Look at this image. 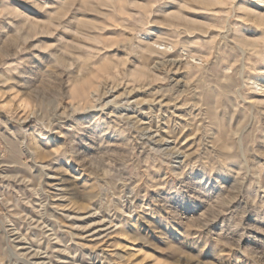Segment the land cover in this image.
I'll list each match as a JSON object with an SVG mask.
<instances>
[{"label": "rangeland", "instance_id": "rangeland-1", "mask_svg": "<svg viewBox=\"0 0 264 264\" xmlns=\"http://www.w3.org/2000/svg\"><path fill=\"white\" fill-rule=\"evenodd\" d=\"M0 264H264V0H0Z\"/></svg>", "mask_w": 264, "mask_h": 264}]
</instances>
